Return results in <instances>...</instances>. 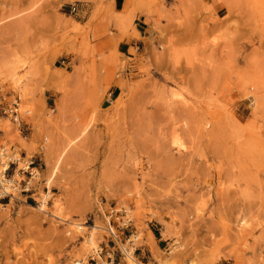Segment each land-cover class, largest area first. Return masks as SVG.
Segmentation results:
<instances>
[{"label": "rangeland", "instance_id": "1", "mask_svg": "<svg viewBox=\"0 0 264 264\" xmlns=\"http://www.w3.org/2000/svg\"><path fill=\"white\" fill-rule=\"evenodd\" d=\"M66 1L0 0L25 93L0 77L22 120L0 114V141L38 167L33 198L0 199V264H103L97 244L114 264H134L122 245L137 264H264V0H130L144 43L132 11L82 23Z\"/></svg>", "mask_w": 264, "mask_h": 264}, {"label": "built area", "instance_id": "2", "mask_svg": "<svg viewBox=\"0 0 264 264\" xmlns=\"http://www.w3.org/2000/svg\"><path fill=\"white\" fill-rule=\"evenodd\" d=\"M75 10L76 7L74 5L69 7L70 13ZM25 112H28V109ZM0 114L9 118L12 123L20 127L22 120L18 98L14 97L11 100H6V95L0 91ZM10 148L11 146L8 147L6 143L0 141V199H8V202H10L11 199L16 198V193H20L27 196L24 200L27 202V199L33 198L32 195L35 193L32 180L37 175L38 167L33 157H25L22 154L12 157ZM4 163L7 164L4 165ZM16 175H20V178L17 179ZM107 230L112 238L116 237V232L112 225L109 224ZM102 255H105L106 262L114 264V251H104L101 245H98L89 260H96L101 258Z\"/></svg>", "mask_w": 264, "mask_h": 264}, {"label": "crops", "instance_id": "3", "mask_svg": "<svg viewBox=\"0 0 264 264\" xmlns=\"http://www.w3.org/2000/svg\"><path fill=\"white\" fill-rule=\"evenodd\" d=\"M63 4L66 6L64 7L66 10L74 5L76 10L72 13V16L82 23L86 22L91 15L107 16L111 13V10L116 12L132 11L136 15L134 23L136 24V30L139 32V43H144L146 39H149L155 33L151 18L146 21L148 14L139 11L136 7L134 8L130 0H73L66 1ZM131 42L137 43L136 40ZM72 57L73 55L67 56L66 61H71Z\"/></svg>", "mask_w": 264, "mask_h": 264}, {"label": "bare ground", "instance_id": "4", "mask_svg": "<svg viewBox=\"0 0 264 264\" xmlns=\"http://www.w3.org/2000/svg\"><path fill=\"white\" fill-rule=\"evenodd\" d=\"M18 63H19V61H14V60L13 61H8V60L5 61L4 60V62H2V64H0V77H2V79L4 78V80L7 83H9L10 87H12L13 89H15L16 91L19 92V94L21 96V99H25L24 98V95H25L24 88H23V86H21V78H22V76L18 74L19 72L17 70L18 67H19ZM3 82L4 81H2V84H3ZM3 86H4V84H3ZM180 95H181L180 93H178L176 90L172 89V90H170L168 98H170V99L171 98L172 99H176L177 98V100H178V98H180ZM9 150L12 152V157L19 156V151L17 149H15V147H11ZM6 164L7 163H4V165H6ZM46 183L48 184V180H46ZM48 186H49V184H48ZM6 187L8 188V186H6ZM47 196H48V194L46 192H43V194L41 195L40 200H39V204L37 206V208H39V210H43L44 211L45 209H47ZM17 198L20 199L19 196ZM1 205L4 206V204H2V203H1ZM27 205H31V204H27ZM53 206H54V211L56 212L57 216L58 217H62L61 213H60V203L58 202V199L55 198L53 200ZM84 224L85 223H80V222H73L72 223L74 229L77 232H80V233L83 232L86 229V226H84ZM92 231H93V229H92ZM88 234H87V237H85V241L90 243V244H94V240H93L92 234H89V235ZM91 238H92V240H91ZM128 240H130V239H128ZM97 247H98V244H97L96 247H91V249L93 251H95V249ZM134 249H135V247L133 249L130 247L129 249L124 250V246L122 245V250H123V253H124V259H126V257H127V259L130 262H132L134 264H137L136 263V258L134 256H132V255H134ZM82 261L83 260H81V262H80V260L79 261L75 260V262L73 264H86L87 263V259L84 260V262H82ZM138 263L142 264L139 261H138ZM97 264H101L100 259H98ZM103 264H110V263L106 262V261H103Z\"/></svg>", "mask_w": 264, "mask_h": 264}]
</instances>
